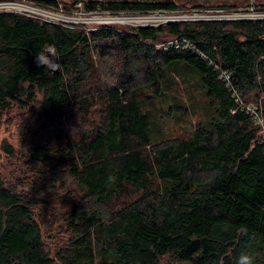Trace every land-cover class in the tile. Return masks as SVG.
Masks as SVG:
<instances>
[{
	"label": "trees",
	"instance_id": "obj_1",
	"mask_svg": "<svg viewBox=\"0 0 264 264\" xmlns=\"http://www.w3.org/2000/svg\"><path fill=\"white\" fill-rule=\"evenodd\" d=\"M38 1L120 12L175 11L201 0ZM181 37L264 111V19L86 30L0 12V114L19 105L30 114L25 132L50 131L28 150L36 177L14 182L0 173V264H237L241 254L264 264L261 130L232 112L235 102L209 60L150 44ZM49 45L61 72L36 62ZM110 58L117 76L105 86L98 61ZM175 63L195 73L209 113L193 130L157 139L137 89L149 85L165 96L164 71ZM172 100L167 113L186 115ZM75 107L80 119L71 133L65 116ZM57 185L64 190L58 204ZM40 216L61 221L65 238L54 248L44 242Z\"/></svg>",
	"mask_w": 264,
	"mask_h": 264
},
{
	"label": "rangeland",
	"instance_id": "obj_2",
	"mask_svg": "<svg viewBox=\"0 0 264 264\" xmlns=\"http://www.w3.org/2000/svg\"><path fill=\"white\" fill-rule=\"evenodd\" d=\"M253 2H255L258 7L264 8V0H253ZM198 3L203 7L193 6ZM249 3L250 0H201L200 2L197 1L194 3L183 2L185 6L184 8L170 11L169 13L186 15L192 9L243 7L247 6ZM62 5L63 7L65 6L64 4ZM72 12L78 11L74 10ZM129 13L131 18H128L125 22H120L115 25L131 26L130 24L132 23L135 25L142 23L138 20L140 19L139 16H141L139 12L129 11ZM105 16L106 14L104 13L85 12L83 14L75 15V17L72 18L77 24H83L86 28H92L94 26L98 27L99 25H102L98 20L105 19ZM161 42L150 44L155 46L157 49H160L156 46V44ZM95 58L98 59V56L95 55ZM98 62L102 72L103 84L105 86L113 85L117 76V70L113 68L114 61L110 58V60L99 59ZM175 64H172L171 67H166L164 71L166 79L164 86L165 96H155V93L149 85H143L137 89L143 106L151 111L157 139H163L171 134L182 135L184 132H188L189 130L191 131L199 122H205L209 113V108L204 99L202 88L195 73L192 70L185 71L181 68L179 63ZM174 97H176L178 102L183 103L187 107L188 110L186 115H182V113L179 112H173L171 115L167 113L170 104L175 105L172 100ZM29 116V112L19 105H13L9 110L0 114V173L9 181H27L26 179L36 177L35 169L32 168L30 161L28 160V150L32 143H44L49 137L50 131L40 132L38 129H32L29 132L24 131L23 128L27 123L26 120H28ZM65 119L70 132L74 133L75 123L80 119L79 110L75 107V110L71 111L68 117L65 116ZM6 145L13 147L11 153L7 152L5 148ZM57 187H59V189H57V194H59L57 196L58 204L61 200L60 194H63L64 190H62L59 185H57ZM37 213L38 211L36 214ZM48 218H50V216H40L38 217V221L42 225L45 244L54 248L63 241L65 234H63L61 230H58V224L61 222L58 218L53 217L52 220Z\"/></svg>",
	"mask_w": 264,
	"mask_h": 264
},
{
	"label": "built area",
	"instance_id": "obj_3",
	"mask_svg": "<svg viewBox=\"0 0 264 264\" xmlns=\"http://www.w3.org/2000/svg\"><path fill=\"white\" fill-rule=\"evenodd\" d=\"M78 12H72V11ZM102 11V12H100ZM0 12H15L30 16L32 18L52 23L59 24L63 26L73 27L83 24H77L72 17L75 15L83 14L87 11L83 9V3L77 1L74 3L71 10H67L63 7L62 3L57 2L54 4H44L38 0H0ZM90 13H104L106 14L105 19H99L102 25H115L120 22L127 21L131 18L129 11H109V10H95L89 11ZM141 16H139L142 23L135 25L134 23L130 25L135 26H158L161 24H166L172 21H234V20H256L264 19V8L258 7L253 0L247 6L243 7H216V8H203V9H192L186 15H177L169 13L168 10H153V11H137ZM155 13V14H152ZM152 14V15H148ZM181 16V17H180ZM103 18V17H99ZM100 26V25H99ZM95 27V26H94ZM92 27V28H94ZM90 30L91 27L86 28ZM156 46L160 49L169 50L175 49H190L195 52L198 57L202 59L209 60L210 64L213 66L217 73L218 79H220L230 96L235 102V109L242 111L247 114L254 124L258 126L261 130V136L258 140L259 143H264V111L261 102H248L243 97L240 89L234 83L232 74L224 69L220 64L215 63L210 60L207 55L196 47V45L188 38H171L163 41Z\"/></svg>",
	"mask_w": 264,
	"mask_h": 264
},
{
	"label": "clouds",
	"instance_id": "obj_4",
	"mask_svg": "<svg viewBox=\"0 0 264 264\" xmlns=\"http://www.w3.org/2000/svg\"><path fill=\"white\" fill-rule=\"evenodd\" d=\"M36 62L38 65L44 66L47 70L61 72L62 65L60 64V58L54 50V46L49 45L44 49L36 52ZM237 264H253V259L247 254H241Z\"/></svg>",
	"mask_w": 264,
	"mask_h": 264
}]
</instances>
